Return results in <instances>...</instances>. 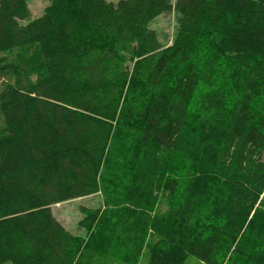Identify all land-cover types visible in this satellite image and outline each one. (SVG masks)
<instances>
[{"label": "trees", "instance_id": "1", "mask_svg": "<svg viewBox=\"0 0 264 264\" xmlns=\"http://www.w3.org/2000/svg\"><path fill=\"white\" fill-rule=\"evenodd\" d=\"M168 13L164 45L151 24ZM30 16L0 0V264H264V0H51ZM101 193L81 207L91 237L53 214Z\"/></svg>", "mask_w": 264, "mask_h": 264}, {"label": "rangeland", "instance_id": "2", "mask_svg": "<svg viewBox=\"0 0 264 264\" xmlns=\"http://www.w3.org/2000/svg\"><path fill=\"white\" fill-rule=\"evenodd\" d=\"M51 0H29V9L31 12L30 18L24 22V24H28L38 18H40L45 8L50 4ZM178 15L175 13L164 14L159 17L156 21L151 24V29H153L159 36L161 42L164 45L171 44L175 30L177 27ZM4 80L3 77L0 76V83ZM116 150L111 152L109 159H107V164H111L114 156H117L118 153ZM109 164V167L111 166ZM179 166V170L183 165L182 161L175 160L172 163L168 164V167L165 171L166 176L169 174H180L177 171ZM165 196L162 192L153 196V208L150 212V217L152 221H156L157 218H161L166 210L165 206ZM106 206V201L103 194H98L94 196H90L87 198L71 200L65 203L57 204L52 207L53 214L55 218L69 231L74 234L87 237L90 233H87L84 229L81 228V221L83 219V215L81 213V207L88 208H104ZM91 237V235H90ZM113 264H127L122 262L115 261Z\"/></svg>", "mask_w": 264, "mask_h": 264}]
</instances>
